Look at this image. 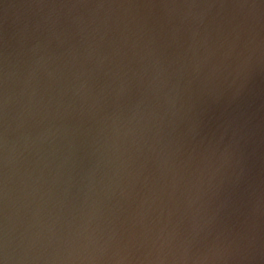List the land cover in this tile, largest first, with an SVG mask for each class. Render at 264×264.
<instances>
[{"label":"water","instance_id":"1","mask_svg":"<svg viewBox=\"0 0 264 264\" xmlns=\"http://www.w3.org/2000/svg\"><path fill=\"white\" fill-rule=\"evenodd\" d=\"M0 264H264V0H0Z\"/></svg>","mask_w":264,"mask_h":264}]
</instances>
